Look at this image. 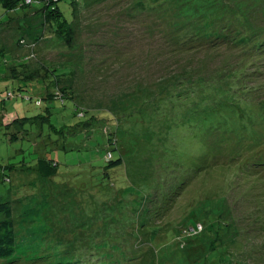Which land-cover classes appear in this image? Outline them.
Returning a JSON list of instances; mask_svg holds the SVG:
<instances>
[{"label":"rangeland","instance_id":"rangeland-1","mask_svg":"<svg viewBox=\"0 0 264 264\" xmlns=\"http://www.w3.org/2000/svg\"><path fill=\"white\" fill-rule=\"evenodd\" d=\"M7 2L0 264H264V0Z\"/></svg>","mask_w":264,"mask_h":264},{"label":"trees","instance_id":"trees-1","mask_svg":"<svg viewBox=\"0 0 264 264\" xmlns=\"http://www.w3.org/2000/svg\"><path fill=\"white\" fill-rule=\"evenodd\" d=\"M43 1H44L43 5L38 9L44 10L46 16H48L51 19H54L53 22L55 21L59 25V24H63V23L69 24L72 21L73 16L71 18H68L64 14V11L58 6V3L61 0H58V1L43 0ZM76 1L77 0H72L73 10H74V4ZM32 3H33V0H15V4L13 5V8L19 7L23 10H26V8H28L29 6H32ZM8 4L9 3L7 2V0H0V7L2 8V10L0 11V17L4 13V15H3L4 18L3 19L0 18V24L5 22V21H8V18H9V16H8L9 11L8 10L10 7V5H8ZM0 55H5V54L2 52V53H0ZM18 65L24 66L25 64L20 63ZM49 71L53 75L56 76L57 87H58V89L55 93H48L47 94L49 99H51V100L58 99L63 103L64 106H66V101L71 100V101H73L75 114L88 113V110L79 107L75 103L73 97L71 95H69L68 91L65 90V88H62V90H59V84H60L59 81H61L63 79L62 75L69 74V73L63 72L60 74H56L54 69H50ZM48 72H45V75H48L49 74ZM30 77H34V76H30ZM7 94H8V97H13L15 95H18L11 90L8 91ZM38 103H41V101H39ZM93 117L94 118L96 117L95 114L90 115V119H92ZM84 124H85V126H84L85 129L92 128V127H90L92 125V121L91 122L87 121ZM107 139H108V144H112L110 142L111 138H107ZM116 148L117 147H114V149H116ZM107 151L108 152L105 154V158L110 165L117 166V165H120L123 163L122 157L119 156L117 158H114L111 149L110 150L108 149ZM17 246L18 245H17V232H16L15 220H14V207L12 206L10 201L2 200V201H0V258H9L13 255H16ZM57 261H58L57 263H59V264H65V263H67L68 260H66V259L62 260L61 258H59V260H57ZM79 261L83 264V258L79 259ZM70 263H72V262H70Z\"/></svg>","mask_w":264,"mask_h":264},{"label":"built area","instance_id":"built-area-1","mask_svg":"<svg viewBox=\"0 0 264 264\" xmlns=\"http://www.w3.org/2000/svg\"><path fill=\"white\" fill-rule=\"evenodd\" d=\"M54 1H58V0H54Z\"/></svg>","mask_w":264,"mask_h":264}]
</instances>
